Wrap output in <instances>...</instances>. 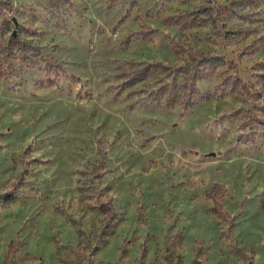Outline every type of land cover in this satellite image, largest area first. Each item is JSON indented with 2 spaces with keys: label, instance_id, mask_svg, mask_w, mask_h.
I'll return each instance as SVG.
<instances>
[{
  "label": "rangeland",
  "instance_id": "rangeland-1",
  "mask_svg": "<svg viewBox=\"0 0 264 264\" xmlns=\"http://www.w3.org/2000/svg\"><path fill=\"white\" fill-rule=\"evenodd\" d=\"M66 2L0 0V264H264V115L215 77L185 110L116 76L177 40L264 94V0L232 42L172 18L228 0Z\"/></svg>",
  "mask_w": 264,
  "mask_h": 264
},
{
  "label": "trees",
  "instance_id": "trees-1",
  "mask_svg": "<svg viewBox=\"0 0 264 264\" xmlns=\"http://www.w3.org/2000/svg\"><path fill=\"white\" fill-rule=\"evenodd\" d=\"M53 2L60 11L67 5L66 0H53ZM256 7L257 0H228L225 5L219 7L213 3L205 4L172 17L173 24L184 30L213 29L215 33L211 31L212 34L208 36H217L222 41L232 42L249 32L244 29V24L249 20L253 21L250 16L258 12L255 10ZM57 23L59 24L60 21L58 20ZM228 44L226 43L225 46ZM173 48L176 54V59L173 62L168 60L130 61L119 66L116 76L122 80L120 83L122 89L133 88L131 94L139 101H155L166 105V107L180 105L187 110L198 102L211 98V95L203 93L199 83L215 77L219 85L225 86L224 94L234 95L243 106L245 102L251 103L255 100L248 106L236 109L235 115L241 121L247 113H251L254 117L252 120L255 122L262 119L264 94L253 91L258 83L245 84L243 82L236 61L230 60L227 55L218 52L207 53L199 45L195 46L190 42L183 45L176 40L173 43ZM258 75L263 77L262 73H258ZM261 80L264 83V79H260L258 82L260 83ZM228 86L229 88H227ZM245 122L242 121V128L251 126V124L246 125ZM259 130L260 127L253 131V138L256 137ZM249 140L244 138L245 142Z\"/></svg>",
  "mask_w": 264,
  "mask_h": 264
}]
</instances>
